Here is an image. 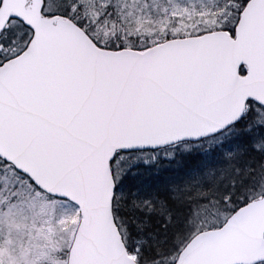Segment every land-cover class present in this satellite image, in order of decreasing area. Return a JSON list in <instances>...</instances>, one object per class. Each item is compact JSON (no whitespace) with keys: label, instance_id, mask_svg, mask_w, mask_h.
Here are the masks:
<instances>
[{"label":"snow or ice","instance_id":"snow-or-ice-1","mask_svg":"<svg viewBox=\"0 0 264 264\" xmlns=\"http://www.w3.org/2000/svg\"><path fill=\"white\" fill-rule=\"evenodd\" d=\"M0 264H264V0H0Z\"/></svg>","mask_w":264,"mask_h":264}]
</instances>
